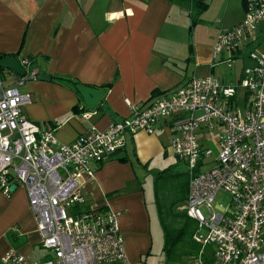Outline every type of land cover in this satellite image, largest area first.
<instances>
[{
    "label": "built area",
    "instance_id": "2783aa9c",
    "mask_svg": "<svg viewBox=\"0 0 264 264\" xmlns=\"http://www.w3.org/2000/svg\"><path fill=\"white\" fill-rule=\"evenodd\" d=\"M244 3V20L217 36L212 72L221 63L231 66L264 22V0ZM248 58L253 65L243 68L238 83L226 84L214 72L193 76L147 108L129 103L123 122L105 130L91 125L71 144L24 117L31 95L20 88L38 78L33 59H20L23 77L0 69V195L9 199L18 188L26 191L47 253L31 263L10 250L0 264H133L119 213L86 208L83 187L126 147L128 136L151 135L162 121H169L170 149L189 168L186 211L198 224L193 238L201 245L194 264H264V52L252 50ZM212 158L215 165L205 168ZM220 192L228 200L216 209Z\"/></svg>",
    "mask_w": 264,
    "mask_h": 264
},
{
    "label": "crops",
    "instance_id": "0c3cea01",
    "mask_svg": "<svg viewBox=\"0 0 264 264\" xmlns=\"http://www.w3.org/2000/svg\"><path fill=\"white\" fill-rule=\"evenodd\" d=\"M204 2L206 10L192 25L190 11L168 0H0V54L32 58L39 74L51 77L50 81H27L20 88L31 95V102L23 107L24 117L54 130L60 143L71 144L87 127L105 130L115 122L103 110V104L127 119L131 114L129 103L147 108L191 77L215 73L223 65L212 72L217 36L244 20L245 3ZM248 48L251 45L232 58V64L241 65L236 83L247 67ZM227 57L223 55L221 60ZM219 77L224 82V76ZM231 81L226 84H235ZM74 83L105 91L95 110L85 108ZM85 114L89 115L87 119ZM168 125L169 121H162L151 135L141 131L128 136L126 147L98 167L83 187L86 208L119 213L125 245L132 259L136 257V264H144L142 256L151 245L144 181L147 176L158 179L161 173L169 174L175 158L185 162L170 149ZM123 158L127 161L122 162ZM20 191L24 212L10 225L22 224L15 240L22 237L25 241L15 245L4 239L0 259L16 250L29 262L38 263L47 255H36L41 237L26 191ZM188 194L189 183L180 207L187 203ZM12 197L0 195V201L9 202ZM15 207L11 206L13 210Z\"/></svg>",
    "mask_w": 264,
    "mask_h": 264
},
{
    "label": "rangeland",
    "instance_id": "374dc122",
    "mask_svg": "<svg viewBox=\"0 0 264 264\" xmlns=\"http://www.w3.org/2000/svg\"><path fill=\"white\" fill-rule=\"evenodd\" d=\"M252 41L253 43L251 45V48H248L245 51V54H249V52L252 50H259L264 52V22L261 24L258 30L253 33ZM252 65L253 62L248 58L247 55L246 66L248 67ZM239 67H241V65L238 62H236L235 64H231V66H228L227 64H223L221 66H218L217 69L215 68L216 69L215 74L218 77L219 75H223L225 78L224 80L225 83H229L231 80H232L231 82L236 83ZM244 94L245 93L243 90L239 91L240 107H243ZM212 147L214 149L215 155H217L218 154L217 147L214 144L212 145ZM212 161L213 158L207 160L206 162L208 164L205 165V168L213 167L215 163H213ZM189 177H190L189 168L187 164L175 158L172 170L168 175L164 177L160 176L158 177V179L157 176L151 175V176H147V178L145 179L144 187L147 197L148 211L151 217V245L150 248L147 250V253L142 256L141 261L144 264H167L168 256L165 249L167 240L164 237L161 229L162 218L166 222V225H171L175 227L180 226L179 223L180 219L176 218L175 215H178L179 213H183V212L187 213L186 204L183 207H180L181 203L179 202V200L183 196L185 197L186 195L188 189ZM20 189L13 195L12 199L10 200V201L13 200L14 201L13 203H11L10 201L9 202L0 201V207L3 209L2 211H0V244H3L5 242L4 239L14 242L15 245H18V243L21 244V242L25 241L22 237L18 240H15L17 239L15 237L19 236V229L23 228L22 224L16 223L15 225H12V227L10 225L12 222L16 220L17 215L19 214L22 215L24 212V201L21 198L22 196ZM227 200H228V194L224 192H220L216 199L215 208L220 209L219 205L226 206ZM13 205L17 206L15 207V210L11 208V206ZM201 211L204 215H207V211L205 208H203ZM30 224L31 223H29V225ZM11 228H12V232L9 231L11 230ZM3 232L5 236L3 235ZM196 232L197 229L194 231V234ZM173 246L175 245L173 244ZM173 248L175 249L176 247ZM126 250L129 260L132 263L135 264L138 263V261H133L136 259V257L132 259L128 245H126ZM168 251L171 252L172 249H169ZM199 253L200 251L197 254L195 253L193 255H190V253L183 254L179 258V260L177 261L175 260L173 264H194ZM44 254L47 255V253L41 248H39V250L36 252V255L38 256L41 255L45 256ZM176 256L178 257L179 254L177 253Z\"/></svg>",
    "mask_w": 264,
    "mask_h": 264
},
{
    "label": "trees",
    "instance_id": "16d2710c",
    "mask_svg": "<svg viewBox=\"0 0 264 264\" xmlns=\"http://www.w3.org/2000/svg\"><path fill=\"white\" fill-rule=\"evenodd\" d=\"M178 6H180L183 9H187L190 11V16L192 20V25H195L199 16L206 10L207 5L205 4L204 0H168ZM10 55L7 54H0V59H4ZM75 86L78 83H74ZM107 87H110V85H107ZM122 162H126L127 159L123 158L121 159ZM168 175L167 172L161 173L158 175V177H164ZM190 179V177H189ZM186 197H183V199L179 202H182L185 200ZM176 218L180 219L179 227L166 225V222L162 218V229H163V235L166 238V245L165 249L167 252V264H173V262L176 260H179V258L183 254L190 253V255L197 254L201 246L194 240V231L197 229V222L188 217L187 213H179L178 215H175ZM173 244L175 246H173ZM173 247H176L175 249ZM179 247V248H178ZM172 249L171 252L168 250ZM179 250V251H178ZM177 253L179 256L177 257ZM176 258H175V257Z\"/></svg>",
    "mask_w": 264,
    "mask_h": 264
},
{
    "label": "water",
    "instance_id": "95a60500",
    "mask_svg": "<svg viewBox=\"0 0 264 264\" xmlns=\"http://www.w3.org/2000/svg\"><path fill=\"white\" fill-rule=\"evenodd\" d=\"M0 69L10 71L21 77L25 76L26 74L20 59L16 56H9L4 59H0ZM37 79L40 81H50L51 77L46 74H39ZM75 88L82 97L85 108L89 111L95 110L105 95V91L84 84H77ZM102 108L106 114L109 115L110 118L116 123H121L124 121V119L119 117V115L113 111L108 104H103ZM11 190L15 191L16 186L13 185Z\"/></svg>",
    "mask_w": 264,
    "mask_h": 264
}]
</instances>
